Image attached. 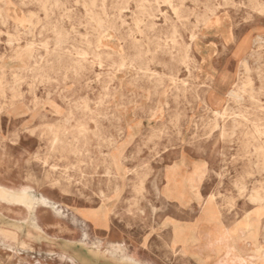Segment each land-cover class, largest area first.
Here are the masks:
<instances>
[{
  "label": "rangeland",
  "instance_id": "rangeland-1",
  "mask_svg": "<svg viewBox=\"0 0 264 264\" xmlns=\"http://www.w3.org/2000/svg\"><path fill=\"white\" fill-rule=\"evenodd\" d=\"M262 256L264 0H0V264Z\"/></svg>",
  "mask_w": 264,
  "mask_h": 264
},
{
  "label": "bare ground",
  "instance_id": "bare-ground-1",
  "mask_svg": "<svg viewBox=\"0 0 264 264\" xmlns=\"http://www.w3.org/2000/svg\"><path fill=\"white\" fill-rule=\"evenodd\" d=\"M27 20V19H26ZM20 23V22H19ZM22 24V23H21ZM106 48V47H105ZM99 49V48H98ZM230 97H232V98H237V97H239V95H238V90H234L232 93H231V95H230ZM225 112H226V110H225ZM215 114H217V115H219L220 113L219 112H215ZM217 120V119H216ZM200 177V176H199ZM255 201H258V202H260L261 200H262V198L261 197H255V199H254ZM247 214V213H246ZM247 218V217H246ZM236 226V225H235ZM225 228V227H224ZM233 228H234V225H233ZM244 229V228H243ZM201 231H203V230H201ZM242 231V230H241ZM240 231V232H241ZM247 231V230H246ZM208 232H210V231H208ZM226 232V231H225ZM236 232V231H235ZM245 231H243V233H244ZM2 233V232H1ZM4 233V232H3ZM234 233V232H233ZM232 233V234H233ZM204 234H206L205 232H204ZM241 234H242V232H241ZM199 235V234H198ZM207 235H208V233L205 235L206 237H207ZM219 235V234H218ZM221 235V234H220ZM246 235V234H245ZM204 236V237H205ZM231 236V235H230ZM234 237V236H233ZM245 237V236H244ZM222 238H224V237H222ZM228 238V237H227ZM214 239V238H213ZM220 238L218 237V240H219ZM210 240V239H209ZM217 240V241H218ZM211 241V240H210ZM209 241V242H210ZM227 241H228V239H227ZM231 241V240H230ZM215 242H216V240H215ZM204 243V242H203ZM202 243V244H203ZM217 244L219 243V241L218 242H216ZM205 245V244H204ZM212 245V244H211ZM51 246V245H50ZM223 247V246H222ZM235 247V246H234ZM238 247V246H237ZM255 248H256V246H255ZM198 249V248H197ZM205 249V248H204ZM227 249V248H226ZM262 249V248H261ZM215 250V249H214ZM263 250V249H262ZM63 251V250H62ZM218 251V250H217ZM261 251V250H260ZM260 251H258V253L260 252ZM213 252V251H212ZM254 252V251H253ZM262 252V251H261ZM94 253V252H93ZM226 253V252H225ZM88 254V253H87ZM237 254V253H236ZM255 254V253H254ZM257 254V253H256ZM260 254V253H259ZM71 255V254H70ZM233 255V254H232ZM242 255V254H241ZM245 255V254H244ZM203 256V255H202ZM215 256V255H214ZM229 256V255H228ZM257 256V255H256ZM261 256V255H260ZM227 257V256H226ZM262 257H264V256H262ZM91 258V257H90ZM93 259V258H92ZM221 259V258H220ZM228 259V258H227ZM232 259H235V258H232ZM246 259V258H245ZM258 259H260V258H258ZM258 259H257V261H258ZM262 259V258H261ZM255 260V259H254ZM92 261V260H91ZM220 261V260H219ZM226 261V260H225ZM260 261V260H259ZM203 262V261H202ZM201 262V263H202ZM246 262V261H245ZM225 263V262H224ZM233 263V262H232ZM238 263H239V261H238ZM215 264V263H214ZM216 264H218V263H216ZM220 264V263H219Z\"/></svg>",
  "mask_w": 264,
  "mask_h": 264
}]
</instances>
